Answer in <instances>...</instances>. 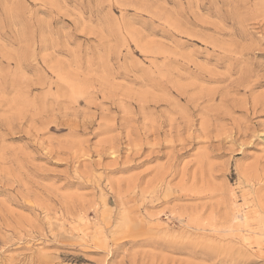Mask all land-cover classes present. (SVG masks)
<instances>
[{
    "label": "rangeland",
    "instance_id": "obj_1",
    "mask_svg": "<svg viewBox=\"0 0 264 264\" xmlns=\"http://www.w3.org/2000/svg\"><path fill=\"white\" fill-rule=\"evenodd\" d=\"M0 264H264V0H0Z\"/></svg>",
    "mask_w": 264,
    "mask_h": 264
}]
</instances>
